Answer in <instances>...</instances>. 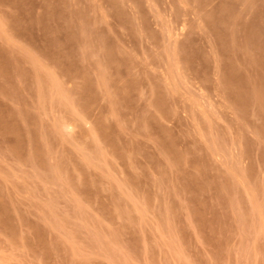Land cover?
Wrapping results in <instances>:
<instances>
[{"label": "rangeland", "instance_id": "374dc122", "mask_svg": "<svg viewBox=\"0 0 264 264\" xmlns=\"http://www.w3.org/2000/svg\"><path fill=\"white\" fill-rule=\"evenodd\" d=\"M0 264H264V0H0Z\"/></svg>", "mask_w": 264, "mask_h": 264}, {"label": "bare ground", "instance_id": "6f19581e", "mask_svg": "<svg viewBox=\"0 0 264 264\" xmlns=\"http://www.w3.org/2000/svg\"><path fill=\"white\" fill-rule=\"evenodd\" d=\"M165 28V27H164Z\"/></svg>", "mask_w": 264, "mask_h": 264}]
</instances>
